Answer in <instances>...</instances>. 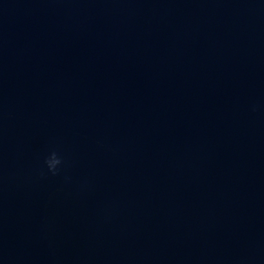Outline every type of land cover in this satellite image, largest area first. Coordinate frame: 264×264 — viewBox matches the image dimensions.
<instances>
[{"label":"water","instance_id":"water-1","mask_svg":"<svg viewBox=\"0 0 264 264\" xmlns=\"http://www.w3.org/2000/svg\"><path fill=\"white\" fill-rule=\"evenodd\" d=\"M0 264H264V0H0Z\"/></svg>","mask_w":264,"mask_h":264},{"label":"clouds","instance_id":"clouds-1","mask_svg":"<svg viewBox=\"0 0 264 264\" xmlns=\"http://www.w3.org/2000/svg\"><path fill=\"white\" fill-rule=\"evenodd\" d=\"M253 111H256V106L253 105ZM66 168V160L61 151L57 147L51 148L43 158V167L39 170L41 176H57L64 173ZM64 181L71 182V176L64 174Z\"/></svg>","mask_w":264,"mask_h":264}]
</instances>
